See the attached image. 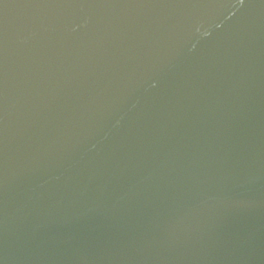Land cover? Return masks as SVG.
I'll use <instances>...</instances> for the list:
<instances>
[{
    "label": "water",
    "instance_id": "1",
    "mask_svg": "<svg viewBox=\"0 0 264 264\" xmlns=\"http://www.w3.org/2000/svg\"><path fill=\"white\" fill-rule=\"evenodd\" d=\"M0 264H264V0H0Z\"/></svg>",
    "mask_w": 264,
    "mask_h": 264
}]
</instances>
